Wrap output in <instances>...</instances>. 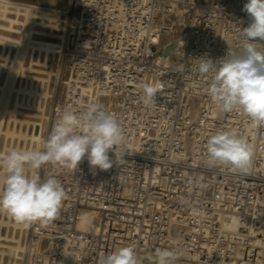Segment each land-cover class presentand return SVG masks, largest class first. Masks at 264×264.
Here are the masks:
<instances>
[{"label":"built area","instance_id":"2783aa9c","mask_svg":"<svg viewBox=\"0 0 264 264\" xmlns=\"http://www.w3.org/2000/svg\"><path fill=\"white\" fill-rule=\"evenodd\" d=\"M170 1L84 0L82 16L86 29L93 27L89 36L98 35L96 45L113 48L116 37L137 44L140 36H145L141 32L147 29L142 20H149L151 12H168ZM236 1L238 10L224 0L198 17L199 23L207 21L200 42L208 45L199 49L201 57L216 61L230 50L229 46H215V30L208 27L212 12L223 13L228 28L231 21L239 25L238 31L248 27L250 18L243 11L247 0ZM157 5L162 10H156ZM179 6L184 7L183 1ZM235 13L244 15L243 28ZM108 14L119 27L118 35L106 34L103 29ZM193 15L189 22H194ZM122 43L126 44L123 41L119 46ZM85 56L76 57L72 68L77 70ZM97 60V82L93 87L102 94L109 90L115 99L113 108L101 106L125 129V162L107 171L90 170L86 159L76 170L52 166V176L64 186L65 201L52 228L53 250L35 254L29 264H98L101 255L128 244H135L141 257L154 254L156 248L178 247L183 256L177 262L188 256L197 264H264V126L242 113L217 114L213 104L190 105L179 87L185 82V72L180 75L178 88L165 87L162 94H157L156 107L149 109L142 102L140 88L142 83L152 81L146 79L148 67H153L149 58L126 56L115 63H103L102 57L101 62ZM104 64L112 67L106 70ZM90 67L87 65V69ZM82 78L89 82L86 74ZM205 83L209 84L210 79L199 84L200 91ZM77 103L72 98L68 106L79 110ZM229 128H235L254 147V166L247 175L204 165L207 139ZM110 158H115L112 153ZM119 174L128 177L125 183H118ZM195 178L205 187H198ZM182 199L188 203L181 204ZM85 208L97 213L101 235L77 230L80 212ZM234 220L239 224L235 229ZM66 240L70 244L67 250H61ZM80 240L83 250H79Z\"/></svg>","mask_w":264,"mask_h":264},{"label":"bare ground","instance_id":"6f19581e","mask_svg":"<svg viewBox=\"0 0 264 264\" xmlns=\"http://www.w3.org/2000/svg\"><path fill=\"white\" fill-rule=\"evenodd\" d=\"M181 1L184 7L179 6ZM222 1L172 0L168 12H151L149 20H145L148 17H145L147 12L144 13L142 22L147 29L141 32L145 36H140L137 44L116 37L113 48H110L102 41V45H96L98 35L89 36L93 27H85L82 16L84 0H0V153L12 148L40 150L61 109L67 107L72 98L78 102V109L92 102L113 108L115 99L108 94L109 90L102 94L93 87L97 82V68L94 66L98 65L97 59L101 62V57L103 63L108 60L115 63L126 56L149 58L153 67L145 65L148 67L146 79L163 82L165 87L178 88L180 75L185 72V82L179 87L190 105H212L207 94L209 84L205 83L202 91L199 88V84L211 79V74L201 76L196 70V59L201 58L199 49L208 45L200 42L207 21L199 23L198 17L205 16L212 5ZM234 1L227 0V3L238 10V3ZM155 8L162 10L159 5ZM192 14L194 22H189ZM235 15L239 16L243 28L246 23L244 15ZM109 17L108 14L103 29L106 34L118 35L119 27ZM223 18V13L214 11L208 19V27L215 30V46H229L230 50H236L242 30H237L239 25L235 21H231L228 28ZM191 24L194 28L189 27ZM123 41L126 44L119 46ZM141 41L145 44H139ZM215 46L209 45L213 49ZM82 54L86 55L81 62L84 65L73 69L74 59ZM209 59L215 61L213 57ZM87 65L91 67L87 69ZM111 67L112 64L103 65L106 70ZM84 74L90 78L89 82L82 78ZM213 111L221 114L216 108ZM53 172L52 166H46L41 170V176L46 178ZM64 201L65 198L61 208ZM54 224H57L55 220L48 225L37 222L24 228L0 213V264H29L35 254L53 250ZM238 225L234 220L232 227L235 229ZM76 228L84 234L101 235L103 232L97 213L90 208L80 212ZM45 229L46 232H41ZM68 244L70 241L66 240L61 250H67ZM78 245L79 250L84 249L82 240ZM177 264L197 263L186 256Z\"/></svg>","mask_w":264,"mask_h":264},{"label":"clouds","instance_id":"9594fccd","mask_svg":"<svg viewBox=\"0 0 264 264\" xmlns=\"http://www.w3.org/2000/svg\"><path fill=\"white\" fill-rule=\"evenodd\" d=\"M243 11L250 23L241 31L238 49L229 50L215 62L198 58L196 70L201 76L211 74L207 94L219 112L242 113L264 126V44L260 43L264 42V0H247ZM140 88L143 104L152 109L165 84L149 81ZM127 143L119 119L98 103H89L79 110L72 106L61 109L40 150L12 148L0 153V213L24 228L37 222L48 225L58 217L66 192L54 176L42 178L41 170L53 165L76 170L86 159L90 170L107 171L125 162ZM205 153L204 165L209 169L226 167L247 175L254 166V147L235 128L210 135ZM127 179L117 176L118 183ZM194 183L205 187L199 178ZM180 203L188 201L182 199ZM182 256L181 249L172 247L156 248L154 254L141 257L135 244H128L101 255L98 264H177Z\"/></svg>","mask_w":264,"mask_h":264}]
</instances>
